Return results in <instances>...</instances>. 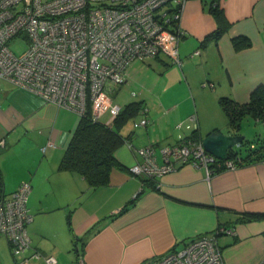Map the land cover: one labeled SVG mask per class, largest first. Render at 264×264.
I'll return each mask as SVG.
<instances>
[{
  "label": "crops",
  "instance_id": "1",
  "mask_svg": "<svg viewBox=\"0 0 264 264\" xmlns=\"http://www.w3.org/2000/svg\"><path fill=\"white\" fill-rule=\"evenodd\" d=\"M215 1L228 27L217 39L218 24L210 12ZM177 28L180 64L159 55L127 67L126 92L119 107L142 102L146 127L121 129L134 148L159 150L180 145L192 135L201 140L227 129L218 100L245 104L264 86V0H185ZM243 36L250 46L235 50L232 39ZM199 51L198 54H195ZM102 117H106L102 120ZM100 121L110 125L109 114ZM257 121V119H254ZM78 116L43 102L0 80V177L6 193L28 182L26 230L30 248L13 254L0 236V264H145L199 235L223 226L231 231L217 240L225 264H258L264 258V221L240 222L245 214L264 213V158L234 169L184 164L160 178L135 177L130 169L141 158L124 143L115 152L125 170H113L109 185L89 189L78 174L59 170ZM242 156H245V154Z\"/></svg>",
  "mask_w": 264,
  "mask_h": 264
},
{
  "label": "built area",
  "instance_id": "2",
  "mask_svg": "<svg viewBox=\"0 0 264 264\" xmlns=\"http://www.w3.org/2000/svg\"><path fill=\"white\" fill-rule=\"evenodd\" d=\"M184 1L0 0V80L78 117L84 115L88 102L93 121H100L107 112L111 123L121 107L113 103L110 88L125 83L131 62L163 55L180 64L178 43L183 32L177 24L172 27L171 20H179ZM177 7L178 12H173ZM18 40L26 42L27 48L16 55L9 46ZM147 124L148 119L142 116L133 128ZM126 145L142 160L130 169L135 177L160 178L184 164L209 172L216 160L204 150L201 140L161 148V164L152 146ZM238 147L233 148L236 154L240 153ZM237 166L230 158L226 160V169ZM30 191L28 182L11 193L0 186V236L16 255L30 248L26 230L32 221L27 208ZM229 233L220 226L212 235L196 236L145 264H225L217 240ZM33 257L44 264H56L53 257L38 253ZM30 260L22 258L18 264ZM77 264H83L82 260ZM258 264H264V258Z\"/></svg>",
  "mask_w": 264,
  "mask_h": 264
},
{
  "label": "trees",
  "instance_id": "3",
  "mask_svg": "<svg viewBox=\"0 0 264 264\" xmlns=\"http://www.w3.org/2000/svg\"><path fill=\"white\" fill-rule=\"evenodd\" d=\"M173 12H178V7ZM210 12L218 24L217 30L213 34V38L217 39L228 27V23L215 1L210 5ZM171 21L172 27H176L178 20ZM232 45L235 50H241L249 47L250 41L239 36L232 39ZM218 103L227 118L229 131L239 133L242 122L247 117L264 121V86L256 87L250 93L249 100L245 104H237L228 97L219 98ZM142 111L144 112L142 102L126 104L120 108L118 115L108 125L91 119L90 105L87 102L86 111L83 116L78 117L77 126L61 158L59 170L80 175L86 181L89 189L109 185L113 170H125V167L115 157L117 149L127 142V139L120 135V130L130 119L133 120ZM188 140L200 141L201 139L197 135H192ZM245 143V156H242L239 148L240 153L236 154L233 149L228 152L229 158L236 165L264 158V138H257L256 144H249L248 141ZM252 144H254V148L251 149ZM212 166L217 167L216 171L225 170L226 161L215 160ZM146 179L154 178L147 177ZM0 186L2 187L1 177ZM239 221L245 223L264 221V213L245 214Z\"/></svg>",
  "mask_w": 264,
  "mask_h": 264
},
{
  "label": "rangeland",
  "instance_id": "4",
  "mask_svg": "<svg viewBox=\"0 0 264 264\" xmlns=\"http://www.w3.org/2000/svg\"><path fill=\"white\" fill-rule=\"evenodd\" d=\"M10 50L16 54L19 55L21 53H23L26 48H27V44L26 42H24L23 40H18L16 42H13L12 44H10L9 46ZM116 103L121 104L123 103V101H125V95L126 92L123 91L121 89L120 91V87H115V88H110V94H109ZM106 117H102V120H105ZM132 123L133 120L130 119L123 127L122 129H128L130 127H132ZM240 134L243 135L245 137V141L243 143L240 144V147H238L241 150V153L244 155L245 154V142L248 141L249 144L250 143H257V138L261 137L264 138V123H262L261 121H257L254 120L252 117H247L243 120L242 122V126H241V130H240ZM6 252L7 254H9L11 261L14 263V260L12 258L11 252L8 248V246H6Z\"/></svg>",
  "mask_w": 264,
  "mask_h": 264
},
{
  "label": "water",
  "instance_id": "5",
  "mask_svg": "<svg viewBox=\"0 0 264 264\" xmlns=\"http://www.w3.org/2000/svg\"><path fill=\"white\" fill-rule=\"evenodd\" d=\"M245 137L241 134L226 135L219 131L207 134L202 140L204 150L216 160L226 161L229 158L228 152L240 145Z\"/></svg>",
  "mask_w": 264,
  "mask_h": 264
}]
</instances>
